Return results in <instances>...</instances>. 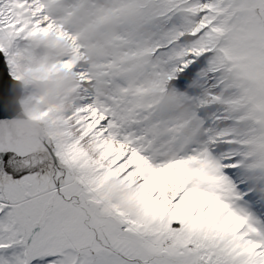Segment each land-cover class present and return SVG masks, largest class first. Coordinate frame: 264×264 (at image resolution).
Listing matches in <instances>:
<instances>
[{
	"label": "snow or ice",
	"instance_id": "obj_1",
	"mask_svg": "<svg viewBox=\"0 0 264 264\" xmlns=\"http://www.w3.org/2000/svg\"><path fill=\"white\" fill-rule=\"evenodd\" d=\"M0 264H264V0H0Z\"/></svg>",
	"mask_w": 264,
	"mask_h": 264
}]
</instances>
